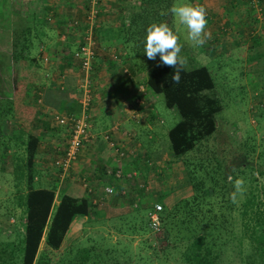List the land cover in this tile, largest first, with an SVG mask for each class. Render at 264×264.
<instances>
[{"label":"crops","instance_id":"obj_1","mask_svg":"<svg viewBox=\"0 0 264 264\" xmlns=\"http://www.w3.org/2000/svg\"><path fill=\"white\" fill-rule=\"evenodd\" d=\"M85 1L47 0L46 15L53 13L54 19V23L46 25V31L50 33L44 34L43 42L47 47L43 49L41 41L38 47L40 55L32 61L33 64L30 61L28 64L32 66L29 69L31 80L25 101L34 103L38 110L37 117L30 124L34 129L29 132L38 139L32 167L38 187L54 185L58 193L86 197L93 203L96 201L90 216L93 214L94 218L110 220V217L119 218L133 212L129 201L141 203L145 200L143 196L159 200L167 195L166 190L159 193L154 190L152 194L156 186L150 179V171L161 173L169 164L171 152L166 155L170 147L165 136L170 127L164 126V120L155 107L154 93L144 85L153 61L130 50V41L123 36L139 0H98L97 15L92 24L96 53L89 74L91 101L87 114L90 135L65 173L55 168L53 161L63 153L68 128L55 124L51 115L54 112L78 113L80 110L76 90L80 70L70 54L81 40L84 14L88 8ZM250 1L189 0L188 4L203 6L207 10L206 31L211 33L207 42L217 40L225 48L235 42L245 44L248 48L253 47L256 58H261L264 53V0H255V4ZM232 12L236 13L235 17L242 12V18L237 23L231 20ZM246 15L255 17V29L250 28ZM73 19L79 20L78 25H73ZM226 20L230 21L233 29L224 28ZM52 25L55 27L51 28ZM220 32L223 33L221 37ZM199 53L202 60L214 57L213 51L209 54L203 49ZM44 55L52 65L43 61ZM140 60L147 61V65ZM123 68L128 70V74L123 72ZM102 133H107L111 140L122 146L125 155L120 160L101 137ZM118 167L123 173L135 176L115 180L107 174V170L114 171ZM136 174L139 175L138 180ZM82 182L94 188V193H88ZM110 183L124 187L126 195L105 196L102 188ZM148 186L152 187L150 191ZM176 195L185 196L183 189L177 190ZM100 198L105 204L97 207ZM78 219L83 220L74 219L66 237Z\"/></svg>","mask_w":264,"mask_h":264},{"label":"rangeland","instance_id":"obj_2","mask_svg":"<svg viewBox=\"0 0 264 264\" xmlns=\"http://www.w3.org/2000/svg\"><path fill=\"white\" fill-rule=\"evenodd\" d=\"M35 1L38 3V0ZM254 1L250 2L254 3ZM188 2L189 0H171L170 8L173 5H185ZM15 3H19L18 0H0V92H7L12 89L20 68L18 62L16 64L5 55V53L10 52L6 42L11 36V26H13L11 17ZM160 5L163 9V4L161 3ZM29 7L30 5L23 8L24 11L20 15L21 20L29 21L32 19V12ZM27 13L29 14L28 17H26ZM241 14L242 12L238 17H235L236 13L232 12L231 20L237 23L242 18ZM52 15L53 13L50 12L46 15L49 21L48 24L54 23ZM245 19H248L250 28H256L257 21L254 16L246 15ZM141 23V21L138 22L137 31L132 34L134 38L146 36V33L144 35V32L138 30ZM19 26L16 24L15 28L18 29ZM52 27L55 26L52 25ZM169 27L179 37L178 42L182 45L181 55L188 60L187 68L195 67L201 63L209 68L214 83L210 94L215 96L220 104V110L214 114L217 128L213 137L211 136L212 138L208 140L209 146H216L214 147L216 150L213 153L219 159L220 166H225L227 169L232 167L231 165L235 158L239 157L243 153L244 148L249 146L248 159L251 160V174L256 177V182L248 181L246 168L243 165L241 167L245 171L242 174L238 173L237 178L242 177L244 179L246 191L256 190L259 193V198L263 205H258V208L262 210L264 208V192L260 188L263 185L264 189V182L262 183V178L257 174V166L260 165L264 169V53L261 58L260 56L256 58L253 47L248 48L245 44L235 42L234 45L225 48L221 47L217 40L208 41L202 47H195L187 40L186 27L179 24L171 13ZM47 28V26L43 27V37L42 34L39 36H35L33 32L30 34L32 42L36 43L30 50V56L27 57V59H31V63L32 60L37 59L38 55H40L38 47L45 40L44 34L50 33V31H46ZM224 28L233 29L229 20L224 23ZM222 34L220 32V37ZM124 35L126 36L125 31ZM44 42L42 44L43 49L47 47ZM137 47L141 49L144 44H140ZM203 49L209 51V54L210 51H213L214 57L202 60L199 51ZM138 55L146 54L142 50ZM203 55L205 56L206 53ZM140 59L143 58L140 57ZM49 60L47 58L46 62L50 66L52 64ZM146 62L140 60V63L145 65H147ZM28 64L29 61L27 66L31 69L32 66ZM51 83L53 82L51 81ZM5 94L7 95V93ZM153 95L155 107L159 117L164 120V126L167 128L171 127L179 119L177 111L164 105L161 94ZM2 99H4V95H0V104L2 106L0 107V113L5 110ZM13 118H10L9 121L6 120L7 118L4 115L0 116V157L3 150H7L8 154L12 153L13 150L17 152V155H15L16 159L14 157L12 159L9 157L4 158V171L0 168V264H19L20 262L17 259V255L20 253L16 251V246L22 235L24 213L23 205L21 206L20 204L22 199L18 198V192H16L15 173L11 172L14 163L18 160L17 156L22 153V150L18 143L13 144V140H9L7 137L12 132L20 134L23 131L25 134L27 131L31 132L30 129H34L31 125L22 126L17 118ZM24 134L22 133L23 139ZM165 139L168 141L167 136H165ZM168 154H170V150L166 152V155ZM202 156V150L200 152H189L181 158H174L170 155L168 157L170 159L168 161L169 164L163 172L150 171V179L153 180L156 186L153 189L150 186L152 194L154 190H156V193L166 190L167 195H165V198L161 197L156 200V197L143 196L145 200L142 201L143 206L140 205V211H130V214H125L119 218L110 217V220H105V218H94L93 214H91L89 219L83 218L82 221L78 219L74 222V229H72L59 249L51 250L46 248L41 241L37 253L39 259H36L33 264H63L67 258L65 257L66 253L71 255L76 246L86 247L91 251L105 255L107 253V255H111L120 261L131 259L138 264H179L181 250L184 247L183 245L187 243L185 236L189 233V229H186V226H192L196 223L202 224L201 218L205 219L206 215L207 217L213 214L219 215L220 211H222L219 209L220 197L224 199L227 197V192H224L223 196H221L222 191L219 190L216 191L217 193L208 194L203 199L202 188L207 182H203L202 187L197 189V191L191 187L189 175L194 174L197 178L200 176L202 178L204 171H211L215 167V158L209 157L206 161L202 160ZM198 161L201 162L202 167L198 168ZM20 162H17V164H20ZM20 167L19 165L18 168L20 169ZM189 170H191L190 173L188 172ZM136 176L138 180L139 175L136 174ZM38 185L39 182L34 180L33 186ZM150 188L148 186V191L151 190ZM181 189H183L185 196L176 195L177 190L180 191ZM229 189L234 191L231 186H229ZM245 195L246 193L238 198V203L232 204L229 216L236 220V225L239 222L238 209H240V202ZM194 196L196 200L191 199ZM154 203L160 204L161 210L165 208L163 210L168 214L164 221L165 229L161 226L159 231L150 229L142 209ZM104 204V202H101L97 207H101ZM220 207L223 209L222 205ZM207 208H210V210L207 211ZM248 214L254 215V218L260 217V214L252 211ZM189 219H191V222L187 225ZM191 230L193 231V228ZM113 258L106 259L110 262ZM102 262L105 261L103 260Z\"/></svg>","mask_w":264,"mask_h":264},{"label":"trees","instance_id":"obj_3","mask_svg":"<svg viewBox=\"0 0 264 264\" xmlns=\"http://www.w3.org/2000/svg\"><path fill=\"white\" fill-rule=\"evenodd\" d=\"M18 2L14 4L12 10L14 11L11 17L13 26H11V36L6 42L10 52L5 53V55L16 64L18 62L20 68L12 89L7 92H0L1 96L4 95L2 101L5 106V110L0 113V116L4 115L7 118L6 120L9 121L12 117H14L13 119L17 118L22 126H29L38 115L34 103L31 104L25 101L28 83L31 80V72L27 66V62L31 59H27V57L30 56V50L36 44L32 42L30 34L31 32L35 36L43 34V27L49 21L46 16L47 0H38V3L35 0H18ZM85 2L87 4L88 0ZM161 3L163 9L160 7ZM29 5L32 19L29 21L21 20L20 15L24 11L23 8ZM170 6L171 0H139L136 5L137 9L133 12L132 17L129 19V25L125 29L126 38L131 41L130 50H133L135 54L144 50V47L139 49L137 46L145 44V37L134 38L132 36L137 31L138 22H142L138 30L144 32V35L147 27L152 23H167L169 25ZM28 15L27 13L26 17ZM74 20L78 25L79 20ZM16 24L20 25L18 29L15 28ZM151 61H153V65L146 74L145 87L154 94H161L164 105L167 108H174L179 115V119L167 130V139L172 157L181 158L189 152H200L202 150V160L207 161L209 157L215 158V167L211 171H204L202 178L201 176L197 178L194 174L189 175L190 185L197 191L202 187L203 182H207L202 188L203 199L208 194L217 193L216 191L219 190L222 191L221 196L224 192H227L225 199L220 197L219 209L222 211L219 215L213 214L209 217L206 215L205 219L201 218L202 224L196 223L192 226H186L189 233L185 236L187 243L183 245L184 247L181 250L179 264H264V208L262 210L258 208L263 205L259 193L256 190L245 191L246 195L241 200L240 209H238L239 222L237 225L235 224L236 220L229 216L233 204L230 199L232 189L230 191L229 186L233 187V183L228 181V176L231 175L236 179L238 173L242 174L245 171L241 167L243 165L246 168L248 181L256 182V177L251 174V160L248 159L249 146L244 148L243 153L235 158L232 167L227 169L225 166H220L219 159L213 153L216 146L210 147L208 144L209 138L213 137L217 128L214 114L220 110L218 99L210 94L214 83L209 69L204 65L186 68L180 74V83L172 84L171 75L174 70L162 64L159 54H157L155 60ZM0 107H2L1 104ZM22 133L24 134L23 131L20 134L12 132L7 137L9 140H13V144L18 143L22 150V153L17 156V162L21 161L20 164L15 162L11 171L15 173L16 192H18V198L22 199L20 204L24 208L22 235L16 246V251H19L20 254L16 255L20 261L19 264H33L36 259H39L37 253L40 242L42 241L44 247L51 250L59 249L74 219H89L90 210L95 202H91L86 197L78 198L68 193H58L54 185L34 187L35 171L32 166L38 139L28 131L24 134L23 139ZM207 152L210 153L207 154ZM16 153V150L9 154L7 150L2 151L0 168L3 171L4 158L9 157L12 159L14 157L16 159ZM198 162V168L202 167L201 162ZM19 165L21 166L20 169L18 168ZM190 171L188 172L190 173ZM226 172L227 174H225ZM257 174L262 178L263 183L264 169L260 165L257 166ZM109 175L114 178L112 174ZM220 182L222 183L218 184ZM227 184L231 185L227 186ZM106 185H110L114 189V193L107 196L116 194L124 197L126 195L124 187L115 186L114 183ZM260 189L264 192L263 185ZM121 190H124L123 194H121ZM88 193H94V188L90 189ZM191 199L196 200L195 196ZM129 204L134 212L141 210L140 205H142V202L129 201ZM220 205L223 206V209ZM142 209L148 224L147 212L152 209V205ZM163 209L158 212L159 228L162 226L165 229L164 221L168 214ZM209 210L210 208H207V211ZM250 211L260 214V217L254 218V215H249ZM190 222L191 219L188 220L187 225ZM74 249L71 255L66 253L65 257L67 258L63 264H138L127 258V260L120 261L111 255H107V253L106 255L101 254L86 247L76 246ZM105 257L113 258V260L109 262ZM103 260L105 262H102Z\"/></svg>","mask_w":264,"mask_h":264},{"label":"built area","instance_id":"obj_4","mask_svg":"<svg viewBox=\"0 0 264 264\" xmlns=\"http://www.w3.org/2000/svg\"><path fill=\"white\" fill-rule=\"evenodd\" d=\"M98 0H88V8L84 14V28L81 31V40L78 45L72 50L70 56L77 62L80 70V79L76 83V90L79 93L78 104L80 110L78 113H68L64 114L61 112H54L51 117L55 124L59 126H64L68 128V137L65 143L63 153L53 161V165L57 168L60 173H65L70 165L76 160L79 149L82 144L86 142L89 138V121H88V107L91 101V86L89 81V74L92 68V62L95 57V40L93 35L92 24L97 15ZM73 25L77 24L75 20L72 21ZM113 57V55H111ZM43 61H47L44 57ZM123 72L128 74V70L123 68ZM63 76L61 75L60 78ZM101 137L107 142L109 148L116 153L117 159L120 160L125 155L124 149L121 145L116 144L110 139L107 133H102ZM107 174H112L114 178L119 179L125 176H135V174H125L118 167L114 171L111 169L107 170ZM84 181V180H82ZM83 183V182H82ZM86 182L83 185L87 188L89 192L91 187H89ZM123 194L124 190L120 191ZM114 189L110 185H106L103 188V194L106 196L113 194ZM102 199L98 200L101 203ZM96 202V201H95ZM161 210V205L158 203L152 204V209L147 212L148 225L151 230L159 231L160 221L158 217V212Z\"/></svg>","mask_w":264,"mask_h":264},{"label":"clouds","instance_id":"obj_5","mask_svg":"<svg viewBox=\"0 0 264 264\" xmlns=\"http://www.w3.org/2000/svg\"><path fill=\"white\" fill-rule=\"evenodd\" d=\"M169 12L178 20L179 24L187 29V40L195 47H202L211 38L207 28V10L198 5H173ZM179 37L173 32L167 23H152L146 29L144 53L149 60H155L159 54L164 66L171 67L174 71L171 75L172 84H179L181 72L188 65L186 57L181 55L182 45ZM228 181L233 183L234 191L230 193L233 203H238V198L245 193V181L241 178L234 179L228 176Z\"/></svg>","mask_w":264,"mask_h":264}]
</instances>
